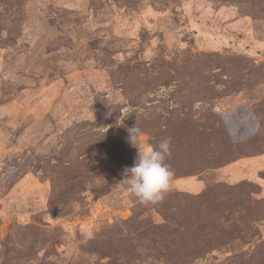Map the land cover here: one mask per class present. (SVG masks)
<instances>
[{"label":"rangeland","instance_id":"obj_1","mask_svg":"<svg viewBox=\"0 0 264 264\" xmlns=\"http://www.w3.org/2000/svg\"><path fill=\"white\" fill-rule=\"evenodd\" d=\"M0 264H264V0H0Z\"/></svg>","mask_w":264,"mask_h":264},{"label":"clouds","instance_id":"obj_2","mask_svg":"<svg viewBox=\"0 0 264 264\" xmlns=\"http://www.w3.org/2000/svg\"><path fill=\"white\" fill-rule=\"evenodd\" d=\"M127 131V141L137 149V158L133 166L123 170L121 182L126 185L125 192L141 204H157L164 199L173 176L166 163V157L170 155V138L153 147L144 142L143 131L136 124Z\"/></svg>","mask_w":264,"mask_h":264}]
</instances>
